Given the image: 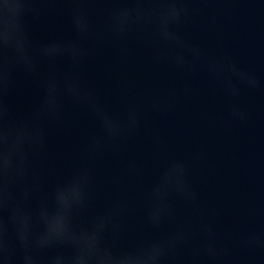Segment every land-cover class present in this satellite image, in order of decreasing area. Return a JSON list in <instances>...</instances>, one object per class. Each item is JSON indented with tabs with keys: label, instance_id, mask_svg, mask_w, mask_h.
Wrapping results in <instances>:
<instances>
[{
	"label": "water",
	"instance_id": "95a60500",
	"mask_svg": "<svg viewBox=\"0 0 264 264\" xmlns=\"http://www.w3.org/2000/svg\"><path fill=\"white\" fill-rule=\"evenodd\" d=\"M22 2L35 67H8L0 105L9 121L27 120L45 101L50 79L60 105L58 118L44 123V148L30 158L29 206L89 165L96 207L116 198L124 205L116 245L135 247L179 231L186 240L164 264H264V0H175L184 11L167 30L179 43L159 34L161 7L146 8L138 23L117 30L113 12L138 0ZM51 44L74 45L77 54L36 55ZM66 80L91 103L67 96ZM93 104L120 126L116 136L105 135ZM94 137L103 146L90 157ZM166 171L174 183L157 227L147 219L156 203L150 193Z\"/></svg>",
	"mask_w": 264,
	"mask_h": 264
},
{
	"label": "clouds",
	"instance_id": "9594fccd",
	"mask_svg": "<svg viewBox=\"0 0 264 264\" xmlns=\"http://www.w3.org/2000/svg\"><path fill=\"white\" fill-rule=\"evenodd\" d=\"M25 7L22 0H0V52L10 54L0 57V85L7 83L9 66L19 65L27 72L35 67L34 54L21 22ZM152 7L164 9L159 34L165 40L179 43L167 30L169 22L177 21L184 11L183 4L178 6L175 0L160 5L138 0L130 7H119L112 14L115 27L124 31L125 25L138 23L144 10ZM189 50L194 56L199 55L197 50ZM64 51L73 56L77 54L74 45L65 49L51 44L39 48L36 55L51 58ZM176 59L178 63L183 62L182 57ZM250 83L254 85L255 81ZM45 87V101L27 120L9 121L7 109L0 105V211L7 212L6 217L0 216V264H17L18 260L19 264H164L166 259L173 258L178 245L186 240L179 231L161 239L144 240L135 247L115 244L124 230L121 223L124 205L116 198L105 200L101 208L96 207L95 180L89 165L75 169L56 183L35 208L29 206L31 189L25 181L30 174V158L44 148V123L57 119L60 109L56 80L50 79ZM63 90L74 102L91 103L90 94L82 92L74 80H66ZM92 109L99 115L107 137L121 131L99 107L93 104ZM130 121L134 125L135 117L131 116ZM102 146L100 140L92 138L89 156L98 153ZM173 183L166 171L150 193L156 203L147 219L153 226L160 225L167 211L165 198ZM14 188H19V195ZM176 190L180 195L186 192L182 185ZM204 232L209 234L207 226ZM206 251L210 256L217 255L211 246Z\"/></svg>",
	"mask_w": 264,
	"mask_h": 264
}]
</instances>
